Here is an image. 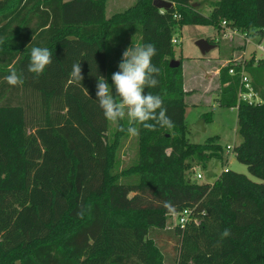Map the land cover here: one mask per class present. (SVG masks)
I'll list each match as a JSON object with an SVG mask.
<instances>
[{"label":"trees","instance_id":"trees-1","mask_svg":"<svg viewBox=\"0 0 264 264\" xmlns=\"http://www.w3.org/2000/svg\"><path fill=\"white\" fill-rule=\"evenodd\" d=\"M167 1L173 5L163 11L137 0L106 17L107 0H0V264H264V58L240 61L234 75L222 68L227 84L218 101L236 107L241 141L233 152L261 182L229 169L212 183L190 177L191 162L204 168L223 149L215 136L188 140L181 64L169 67L173 31L183 25L219 33L225 21L261 39L264 0H218L210 14L193 0ZM115 25H140L142 45L155 46L159 83L146 92L161 96L174 122L155 131L140 125L139 159L125 171L138 174L134 185L109 173L124 132L108 142L95 100ZM32 47L52 53L39 77L28 71ZM77 62L80 83L70 79ZM241 66L258 101L238 97ZM11 70L22 74V86L7 84ZM183 208L196 222L168 228L177 247L166 263L151 233L167 229L168 216ZM224 229L231 235L221 240Z\"/></svg>","mask_w":264,"mask_h":264},{"label":"rangeland","instance_id":"rangeland-1","mask_svg":"<svg viewBox=\"0 0 264 264\" xmlns=\"http://www.w3.org/2000/svg\"><path fill=\"white\" fill-rule=\"evenodd\" d=\"M137 0H107L105 15L110 17L116 12H121L128 7L135 4ZM216 0H203L200 6V11L210 14L214 7ZM222 31V30H221ZM220 31V32H221ZM215 29L211 26L202 25H183L181 28H176L173 31V38L178 42L173 43L174 55L172 59H183L187 56H194L200 53V50L195 45V42L200 38H205L213 41L215 47L205 53V58L213 57L214 54H224L225 51L234 47H240L241 44L238 39L233 38L231 41L223 40L222 38L216 39L213 34ZM217 33V32H216ZM213 37H209V36ZM228 41V42H226ZM249 45L256 49L257 39H252ZM246 44V42L244 41ZM142 45L141 40V26L140 25H115L112 26L107 35V79L112 83L111 76L114 72L118 71V64L121 61L123 51L131 45ZM240 51L239 49H237ZM255 53L256 55H254ZM241 53H237V56ZM225 55L230 56L231 53ZM254 56V59L264 58V52L260 50H250L247 57ZM244 57V56H243ZM248 59V58H247ZM255 59V60H257ZM239 57L231 59V62L238 61ZM191 67V66H190ZM192 68H187L191 72ZM195 90L193 91L192 102L190 104L185 101L184 117L187 124V138L192 143H204L209 137H217L223 149L222 159L211 158L206 162V167L202 168L201 164L196 161L191 162L193 169L191 170L190 177L195 178L196 173H201L202 178L196 179L197 182L212 183L216 177L226 169L242 173L249 179L255 182H261L259 178L249 173L245 164L239 162L234 155L233 149L237 146L241 137L236 130V109L233 107L220 106L216 100L210 101V96L215 91L216 86L210 82L198 80L194 77L191 83ZM189 86V85H188ZM203 120L204 131L196 129L194 126L199 121ZM120 126L127 127V119L119 122L108 121L107 138L108 142L112 144L115 140V135L118 133ZM139 129V134L136 136L129 135L126 131L120 135L113 161L109 173L117 176L118 183L125 185H134L139 181L137 173H125L128 169L134 167L139 159V137L140 125H136ZM176 215L173 214L167 218V229L152 232L151 236L154 239L155 245L160 249L163 254L164 262L170 263L173 261L176 254L177 238L172 229L176 225ZM169 228V229H168ZM156 230V229H155ZM154 231V230H153Z\"/></svg>","mask_w":264,"mask_h":264},{"label":"clouds","instance_id":"clouds-1","mask_svg":"<svg viewBox=\"0 0 264 264\" xmlns=\"http://www.w3.org/2000/svg\"><path fill=\"white\" fill-rule=\"evenodd\" d=\"M155 54L156 48L151 43L132 44L123 51L118 71L111 76V84L103 76L97 78L95 100L105 119L112 122L127 119V127L121 126L119 131H126L131 136L139 134L136 125H141L149 131H155L157 127H174L173 120L167 115V109L163 107L161 96L146 92V89L154 88L159 83L157 77L160 69L152 64ZM51 57L52 53L48 48L32 47L28 71L39 77L52 63ZM70 79L76 83L83 81L80 62L72 65ZM5 81L13 87L22 86L24 83L22 74L15 70L9 72ZM171 206V201L165 202L166 208L171 209ZM230 235V229H224L220 238L223 240Z\"/></svg>","mask_w":264,"mask_h":264},{"label":"crops","instance_id":"crops-1","mask_svg":"<svg viewBox=\"0 0 264 264\" xmlns=\"http://www.w3.org/2000/svg\"><path fill=\"white\" fill-rule=\"evenodd\" d=\"M203 0H193V5L197 6L200 10V6ZM218 1V0H216ZM200 5V6H199ZM203 13V12H202ZM203 14H207V13H203ZM223 31V30H222ZM222 31L219 33H215L213 34L214 38H218L219 36L222 35ZM213 36H209V37H213ZM251 37V41L252 39H257V41L259 42L260 39L256 36H250ZM236 38L238 39V41L240 42L239 44H241V48L240 47H234L231 49L227 48V51L224 52V54H220L219 52L214 54L213 57H209V58H205V54L200 55L199 53L194 56H187L184 57L185 61L183 62V59H181L180 64H181V68H182V75H183V89L186 92L185 94V98L184 100L187 101L186 99H188V103L190 104H196V102H192V97H193V91L195 90V88H193V86L191 85V83H193L194 81V77H197L198 80H202L205 82H210L212 84H214L216 86L215 91L213 92L210 96V101L216 100L217 102L219 101V94H220V90L221 87L225 86L227 83L222 84L221 80H220V71L222 68H224L225 66H228L230 64V60L239 57L238 61H243V60H248L250 59L252 56L247 57V54L249 53L250 50H256L254 46H252L251 48H249L250 43H244V39L241 35H229L226 39L231 41V39ZM223 40H225L224 38H222ZM228 42V41H226ZM237 49H239L240 51H238ZM231 53L230 56L225 55L226 53ZM237 53H241L239 55L241 56H237ZM254 55H256L255 53H253ZM244 56V57H243ZM248 58V59H247ZM257 59V58H255ZM191 66V67H190ZM187 68H192L191 72H188L187 75ZM189 85V86H188ZM257 100L258 96H257ZM219 104V102H218ZM236 109V107H233ZM205 130V129H204ZM236 130H237V117H236Z\"/></svg>","mask_w":264,"mask_h":264},{"label":"built area","instance_id":"built-area-1","mask_svg":"<svg viewBox=\"0 0 264 264\" xmlns=\"http://www.w3.org/2000/svg\"><path fill=\"white\" fill-rule=\"evenodd\" d=\"M164 9H161V11H163ZM175 18H178L177 14H174ZM225 21L221 22L222 25V35L219 36L216 39L219 38H227L229 35H241L244 39V41L246 43H250L251 42V35L246 32V31H242L240 29L237 28H231V27H226L225 25ZM263 32H264V28H263ZM178 41L173 38L172 39V43H177ZM256 49L260 50L262 52H264V34L261 37L260 41L256 44ZM240 61H234V62H230L229 64V68H228V73L231 75H234L236 73V67L238 66ZM240 88H239V93H238V97L239 99L242 100H246L248 102H255L258 101L257 100V94L253 89V86L251 84V81L248 77V75L246 74V72L244 71L243 67L241 66L240 72ZM195 178L196 179H201L202 178V174L201 173H196L195 174ZM177 221H176V225L179 229L184 230L186 225L192 220L194 222H196V219H193L192 217V210L190 208H183L181 211L175 213Z\"/></svg>","mask_w":264,"mask_h":264},{"label":"water","instance_id":"water-1","mask_svg":"<svg viewBox=\"0 0 264 264\" xmlns=\"http://www.w3.org/2000/svg\"><path fill=\"white\" fill-rule=\"evenodd\" d=\"M152 4L158 8V9H169L173 3L167 0H152ZM195 45L198 47V49L200 50L201 54H205L207 53L209 50H211L212 48L215 47V44L209 42L207 39L205 38H200L195 42ZM180 65V61L177 59H170L169 61V67L171 68H175L178 67ZM196 129L198 130H202L204 131V127H203V120H199L195 126Z\"/></svg>","mask_w":264,"mask_h":264}]
</instances>
